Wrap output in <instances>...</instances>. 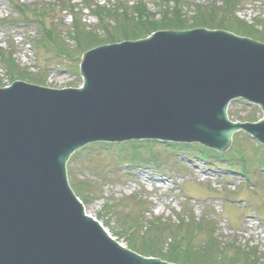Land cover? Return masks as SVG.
<instances>
[{"label": "water", "instance_id": "water-1", "mask_svg": "<svg viewBox=\"0 0 264 264\" xmlns=\"http://www.w3.org/2000/svg\"><path fill=\"white\" fill-rule=\"evenodd\" d=\"M83 86H0V264H176L110 237L74 195L86 143L158 139L224 152L243 130L264 145V43L225 30H158L83 53ZM12 81V80H11ZM257 122H230L231 100ZM231 120L255 111L241 101Z\"/></svg>", "mask_w": 264, "mask_h": 264}, {"label": "rangeland", "instance_id": "rangeland-1", "mask_svg": "<svg viewBox=\"0 0 264 264\" xmlns=\"http://www.w3.org/2000/svg\"><path fill=\"white\" fill-rule=\"evenodd\" d=\"M162 2L165 1L0 0V86L8 85L14 79L30 80L35 77L39 84H50V88L63 89L68 85H80L78 64L81 55L71 54L68 58L43 48L42 40H50V35H45L44 30L42 32V25L53 33H61V39L69 45L68 51H71L70 47H74L75 42L68 38L67 32L74 17L80 24L97 31L99 36H105L102 28L98 27L99 16H103L100 15L102 11L93 9L94 4L103 6L102 9L127 6L128 14L132 17L137 15L133 12L136 11V5H142L145 11L155 15L156 21L160 19V6H165ZM176 2L177 6L184 7L179 11L181 15L189 16L197 8L209 6L214 0H175L174 3ZM221 4L222 0H216V6ZM225 6L224 0L223 7ZM39 11L42 17L36 14ZM19 13H22V18L14 20ZM236 16L248 23L255 19L264 23V0H241L235 9ZM4 18L7 20L2 21ZM111 21L107 23L110 26ZM7 62L11 63L12 69H7ZM234 143L236 144L233 145ZM115 147L114 145L110 150H103L102 153L97 152L98 148L94 146L87 151H81L79 153L82 155L78 156L75 164L79 166L76 170L77 178L88 183V190L93 186L97 188L85 200L86 212L102 222L108 232L120 242L125 244L127 239L107 207L106 197L115 199V202L122 198L123 202H131L134 208L137 206L138 211L144 212L142 218H137L135 227L142 226L141 233L149 229L148 234L144 235L151 242L155 241L156 245L160 243L156 238L158 232L164 230V234L169 236L167 222L173 226L172 223H180V219L185 223L188 222L187 218H204L213 221L216 236L228 241L227 243L234 240L235 245H243L246 250L256 248L264 258V147L250 142L245 136L239 141L235 139L230 148L206 161L190 152L186 154L182 151L180 154L172 150L174 148L171 146L153 144L150 146L152 148L145 146L142 150L156 155H168L169 150H172L175 154H180L178 159L182 164L171 168L167 165L161 168L147 165L134 170L132 176H124L118 172L116 176L113 173L107 175L109 170L116 169L114 161L120 151ZM231 157L234 164L239 163L237 169L231 166ZM121 168L124 171V167ZM243 172L247 176L246 182ZM152 175L155 180L151 179ZM99 194L101 198H92ZM226 194L232 195L228 197L229 200L235 199L239 202L230 205L229 200L224 197ZM203 236H196L195 239L199 241ZM177 239L182 241V236L177 235ZM168 241L169 238L165 237L164 242L167 244ZM227 254L230 256L229 251Z\"/></svg>", "mask_w": 264, "mask_h": 264}, {"label": "trees", "instance_id": "trees-1", "mask_svg": "<svg viewBox=\"0 0 264 264\" xmlns=\"http://www.w3.org/2000/svg\"><path fill=\"white\" fill-rule=\"evenodd\" d=\"M164 1L162 2L165 5L164 8L163 4L160 6V19L156 21H154L155 15L145 11L142 5H136V11L132 10L137 13L136 17L128 14L129 12L126 6L120 5L119 7L106 9H102L103 6H95L97 10L102 11L100 15L103 16H99L100 22L98 27L102 28L105 36H99L97 31L90 29L87 25L80 24L74 17L71 28L68 31L69 33H67L70 39L75 42V48L70 47L72 50L68 51L69 45L61 39V33L59 32L48 33L50 35L49 44H45L43 47L66 56H70L71 54L79 55L84 50L90 47L92 48L96 44L114 42L122 39H135L157 29H182L192 26L223 28L235 33L237 32V34L264 41V23L262 21L255 19L252 23H248L245 20L239 19L237 16L235 17V9L239 6L241 0H225V7H223L224 0H222V6H216L215 0L209 6L194 10L191 14L193 16L181 15L179 11L184 7L181 5L177 6L178 2L175 4V0ZM170 2H172V5H169ZM38 15L41 16L40 14ZM109 20H112V26L107 24ZM186 23L193 25L187 26ZM47 32L48 30L46 34ZM6 64L9 65L7 69H12L11 63L7 62ZM246 119L254 120L255 113H249ZM102 145L96 144L99 147ZM191 147L195 155H201L205 159H210L215 154V152L201 148L198 145ZM149 160L155 162L154 159ZM68 174L70 175V183L74 191L82 200H85L88 194L92 195L96 192V186L88 190V183L77 178L73 166L68 167ZM112 206V203L107 204L110 210H112ZM122 207L123 214H120L117 224H119L120 230L124 231L127 239L126 244L128 247L144 255L159 256L168 261L183 264H264L261 258L263 256L258 254L256 249L247 248L246 250L243 246L235 245V242L232 240L229 243H227L228 241L225 242L214 234L213 221H208L204 218L200 220L188 218V222L185 223L182 222L183 219H180V223L174 224L173 222V226L169 224L170 222H167L169 226L167 234L169 236L164 234V230L160 232L156 231L159 233L156 236L157 242H160L159 245H156L154 243L155 241L151 242L149 237L144 235L148 234L149 229L145 233H141L140 231L143 227H135L137 218L144 216L145 213L136 211L132 205H129L130 209L126 210L124 209L128 205ZM175 231H181V233ZM177 235L182 236V241L177 239ZM200 235H204L203 238L199 241L196 240L195 237ZM165 237L170 240L167 244L164 242ZM152 244L154 245L152 246ZM227 251H229L230 256H228ZM237 261L240 263H237Z\"/></svg>", "mask_w": 264, "mask_h": 264}, {"label": "bare ground", "instance_id": "bare-ground-1", "mask_svg": "<svg viewBox=\"0 0 264 264\" xmlns=\"http://www.w3.org/2000/svg\"><path fill=\"white\" fill-rule=\"evenodd\" d=\"M23 82H29V81H23ZM232 135V134H231ZM233 136V135H232ZM149 140H151V139H149ZM128 140H124V141H121V142H127ZM153 141V140H152ZM99 143H100V145L101 144H103L104 145V148H106V149H108V150H110L112 147L111 146H113V145H116L117 143H120V141H114V143H111V141H102V142H100V141H98ZM91 146H95L96 145V143H89ZM83 147V146H82ZM86 147V146H85ZM85 147H83L81 150H79V151H84V150H86L85 149ZM79 149V148H78ZM77 149V150H78ZM77 150H74L70 155H69V157H68V160H70L67 164L69 165V166H73V169H74V172L76 173V170L78 169V164H75V162H77V159H79V157L78 156H80V155H82V154H80L79 153V151H77ZM98 151L97 152H99L100 150L99 149H97ZM87 155V154H86ZM85 157V156H84ZM134 166H137V165H131L130 166V168H132V167H134ZM128 171H129V168H126V173H128ZM132 173V171L130 172L129 171V173L128 174H131ZM77 174V173H76ZM110 173L109 172H107V175H109ZM113 174H115V176H116V172L115 173H113ZM98 175H100V174H98ZM151 179L152 180H155V178H154V176L152 175V177H151ZM105 180H107V178H105ZM68 181L70 182V180L68 179ZM94 182V184H96V181H93ZM112 215H113V217H114V219H117L118 217H120V214H114V212H112Z\"/></svg>", "mask_w": 264, "mask_h": 264}]
</instances>
